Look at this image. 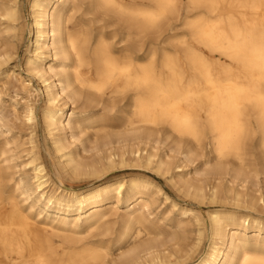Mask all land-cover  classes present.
Wrapping results in <instances>:
<instances>
[{
    "label": "bare ground",
    "instance_id": "6f19581e",
    "mask_svg": "<svg viewBox=\"0 0 264 264\" xmlns=\"http://www.w3.org/2000/svg\"><path fill=\"white\" fill-rule=\"evenodd\" d=\"M21 1L0 3V17L12 23V30L20 19ZM28 2L32 35L24 70L29 80L14 68L4 71L14 47L10 52L0 50V76L16 78L28 97L35 91L33 78L39 80L37 92L45 97L41 125L67 176L97 174L103 169L66 152V131L73 130L77 114L72 111L69 119L65 117L81 99H85L88 115L79 123L80 131L101 123L100 131H104L116 99L128 97L125 125L135 141L130 152L137 162L158 173L163 174L169 165L168 154L156 160L154 151L142 147L148 148L159 125L197 146L208 140L207 147L217 160L216 171H221L228 159L244 165L255 139L264 154V0H187L182 23L187 36L173 33L184 0ZM82 10L85 12L78 17L76 13ZM166 32L171 41L183 45L184 56L178 51L164 52L160 62L155 43ZM196 44L214 55H207ZM18 104H13L15 114ZM94 108L101 113H94ZM24 115L29 127L38 126L31 99L24 101ZM3 124L0 115V128ZM10 151L8 144L0 143V264H107L109 242L90 239L96 231L110 235L117 246L133 243L125 254L138 264L180 262L182 251L189 256L203 241L201 229L189 250L160 251L157 244L141 240L150 234L146 214L152 215L142 188L156 189L174 210L193 215L201 224L194 209L176 203L161 185L123 178L86 192L61 186L52 189L55 183L40 159L36 139L32 138L30 147V183L9 175ZM125 155V151L110 153L107 165L115 166L116 156L123 164ZM181 161L184 169L186 160ZM187 184L186 193L195 199L216 203L230 198L223 197L216 182L209 195L203 185ZM229 193L232 200L244 202L239 190ZM125 194L131 196L124 199ZM108 200L128 206L119 228L108 219ZM208 216L210 243L195 264H264L262 221L217 209ZM239 222L247 225L240 227ZM179 229L184 235L181 225ZM250 230L255 231L253 236L248 235ZM177 234L171 233L169 240H176Z\"/></svg>",
    "mask_w": 264,
    "mask_h": 264
},
{
    "label": "rangeland",
    "instance_id": "374dc122",
    "mask_svg": "<svg viewBox=\"0 0 264 264\" xmlns=\"http://www.w3.org/2000/svg\"><path fill=\"white\" fill-rule=\"evenodd\" d=\"M1 2L2 0H0ZM186 2L187 0H184L182 4L181 19L175 21L176 26L173 31L174 34L177 33L180 36H187V29L182 24L184 16L187 15ZM20 4V19L16 22V30L11 29L12 23L10 21L0 17V50L10 52L14 47L15 53L4 71L14 68L24 79L29 80V75L24 70V62L31 46V7L28 0H22ZM84 12L85 10H82L77 12L76 15L79 17ZM155 45L160 62L161 55L164 52L175 53L178 51L180 55H183V45L171 41L167 32L162 35L158 43L156 41ZM196 46L207 55H214L202 49L199 45L196 44ZM31 86L35 91L32 97H28L16 78H8L5 74L0 76V115L4 119V124L0 128V143L8 144L11 150L12 167L8 169V172L12 178L17 180L23 178L26 183L31 182L30 176L33 169L28 163L32 155L30 151L31 140L34 138L37 140L41 151L40 159L55 183L52 189L61 186L65 189L86 192L90 188L104 185L107 181L123 178L126 180L146 179L156 185H161L164 192L171 196L176 203L194 209L200 215L201 224L193 215L189 213L182 214L174 210L171 204L165 202L164 195L158 194L156 189L142 188L146 198L151 203L150 211L152 215L148 216L146 214L145 226L150 234H144L141 240H150V242L157 244L160 251L174 250L180 247L182 250H189L196 241L195 237L198 230L201 229L203 233V241L198 250L189 256H185V251H182L180 255L183 254V257H180V262L173 264H195L201 258L200 256L205 253L210 243L211 221L208 216L210 211L217 209L226 214L248 215L250 218L262 221L264 224V154H262L256 139L251 144L244 165L239 164L235 159H228L224 162L225 167L221 171H216L217 160L207 147L208 140H204L200 146H197L187 137L173 133L165 125H159L155 128L153 136L155 138L148 146L149 149L142 148L154 151L156 160L165 153L168 154L169 165L163 169L164 173L162 174L151 167H147L142 161L137 162L135 156L130 152V147L135 141L133 140V133H130L125 125V111L128 109L129 104L128 97L121 96L116 99L115 111L108 115L109 119L104 131H100L102 123L84 126L85 130L80 131L79 123H82L86 119L84 117L88 115L85 99H81L77 102L74 110L71 109L65 117L69 119L72 111L77 114V123L73 126V130L68 129L66 131V152L72 151L84 163L95 164L98 168L103 169L97 174L67 176L61 168L59 154L54 151L53 141L47 136L41 125V112L45 102V97L41 92L39 94L37 92L40 91L41 84L37 78H33ZM29 99L36 106V114L39 117V124L35 128L29 127L25 121L24 101ZM16 101H19L17 114L13 110V104ZM94 109V113H97V115L101 113L99 108ZM124 151L126 152V162L119 163L118 156H116L117 163L115 166L109 167L107 165L106 157L110 153L118 155ZM186 155L189 157H186ZM181 159L186 160L184 169L180 167L182 164ZM171 179L176 185L171 183ZM190 182L203 185L207 195L211 193L213 184L215 182L219 183L223 197L230 198L216 203L211 202L208 198L195 199L186 193L187 183ZM235 190L240 191L244 202L231 199L233 194H230L229 191L235 192ZM130 196L131 194H125L124 199ZM259 196H261V199H258ZM106 202L108 219L112 223H116L117 228H119L123 224L122 221L128 206L125 203L116 206L113 200ZM179 225L183 227L184 235L181 234L182 231L180 232ZM246 225L245 222L238 223L240 227ZM255 225L254 223L253 226ZM173 232L178 233V238L172 241L169 240V236ZM254 233V230H250L248 235L253 236ZM262 234L264 235V233ZM89 238L98 243L109 242L110 256L107 264H138V262L127 259L125 254L131 249L133 243L127 241L121 246H117L112 241L111 236L105 235L102 231L94 232ZM122 253L125 255H122Z\"/></svg>",
    "mask_w": 264,
    "mask_h": 264
}]
</instances>
